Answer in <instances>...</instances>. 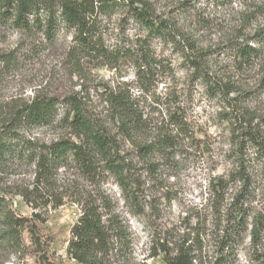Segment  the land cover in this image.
I'll list each match as a JSON object with an SVG mask.
<instances>
[{
    "label": "trees",
    "instance_id": "trees-1",
    "mask_svg": "<svg viewBox=\"0 0 264 264\" xmlns=\"http://www.w3.org/2000/svg\"><path fill=\"white\" fill-rule=\"evenodd\" d=\"M212 1L225 5L233 0ZM117 11L125 13L146 37L135 43L108 44L104 27ZM0 26L52 45L70 38L68 56L81 71L84 63L110 71L118 70L125 61L134 67L133 83L101 86L99 96L105 111L99 112L88 104L82 86L79 92L62 98L36 96L18 107L9 121L0 124V166L20 164L34 168L33 182L16 194L34 209L39 207L41 197L44 207L63 206L69 194H58L57 190L69 189V198L80 209L67 250L72 260L79 264H135L131 229L118 211L117 200L105 188L106 182L115 183L129 212L142 216L151 228L150 216L159 211L154 192L167 187L162 197L169 203L177 199L167 186L174 177L171 169L178 159L189 157L188 147L195 141L186 111L176 98L171 106L152 89L154 82H160L164 62L151 51L149 41L169 35L167 26L145 0H0ZM258 37L264 43V37ZM207 53L188 58L193 75L210 94L229 99L237 91L212 78ZM234 56L250 63L260 56V49L240 42L234 47ZM134 83L138 85L137 94ZM232 101L237 103L239 98L228 100L230 110L225 114L230 124L238 125L231 131L234 166L226 177H211L209 181L212 206L208 209L215 216L213 251L208 249L212 244L207 241L208 221L198 217L193 224L189 215L166 236L151 231L150 258L163 256L166 264H238L251 213L249 204L264 188V134L254 126L247 110L237 115ZM22 126L56 127L63 134L42 143L21 133ZM249 148L255 150L251 160L246 155ZM69 169L75 170L73 179L64 177L67 171L63 170ZM59 180L63 182L61 187ZM231 186L238 187V191L224 209L225 193ZM45 222L40 214L33 213L32 219L22 216L12 198L0 190V264L15 260L25 264L30 255L26 232L36 250V262L50 264L48 246L39 227ZM260 235L256 228L254 247L261 243ZM255 255V264H264V253Z\"/></svg>",
    "mask_w": 264,
    "mask_h": 264
},
{
    "label": "rangeland",
    "instance_id": "rangeland-1",
    "mask_svg": "<svg viewBox=\"0 0 264 264\" xmlns=\"http://www.w3.org/2000/svg\"><path fill=\"white\" fill-rule=\"evenodd\" d=\"M149 3L159 21L169 30L165 38H153L151 51L164 62L160 71V82L152 85L163 102L174 106L176 102L186 111L191 132L195 136L192 147H188L189 157L178 159L171 169L167 186L177 194V199L169 203L162 195L167 190L154 192L159 211L150 216L151 228L142 216H133L123 201L120 190L112 180L105 188L118 202V211L127 221L132 232V249L135 264H166L163 256L150 258V233L152 230L165 236L174 228L180 227L183 218L198 217L208 221L207 241L212 243L213 220L210 201V178L226 177L233 169L234 147L231 145V131L238 125L226 120L230 110L228 100L232 101L237 115L247 110L254 126L264 134V0H233L225 5L212 0H145ZM105 38L113 46L135 43L145 38L140 27L127 19L122 11L110 17L104 27ZM173 37L176 40H173ZM173 40V41H172ZM70 38H62L56 44L42 42L39 37L0 26V124L11 119L18 107L31 102L36 96L62 98L83 87V97L97 111H105L106 105L100 98L101 86L114 87L118 83H133L135 69L129 62H122L118 70L94 68L84 63L81 71L68 56ZM248 43L260 49V56L250 63H244L234 56V47L238 43ZM191 44V45H190ZM194 49V52L193 50ZM208 52V71L220 84H230L237 93L229 96L210 94L207 87L193 75L188 60L195 53ZM81 72V73H80ZM138 85L133 89L137 94ZM168 95V96H167ZM169 97V98H167ZM247 97V98H246ZM226 98V99H225ZM244 99H248L243 102ZM167 105V104H166ZM232 105V104H231ZM21 133L27 138L50 142L63 134L56 127L29 128L22 126ZM255 150L249 148L250 157ZM64 177L73 179L74 169L63 170ZM169 173V172H167ZM34 168L27 165L9 164L0 166V190L6 192L17 211L32 219L33 213L40 214L45 223L39 224L40 234L48 246L50 264H79L67 253L71 230L80 217V209L70 196L69 189H59L64 197V205L53 208L44 207L45 200L40 199L39 207L27 205L19 190H26L33 182ZM165 176V175H164ZM63 179V175H62ZM59 180V187L62 186ZM68 186V184H67ZM238 187L231 186L225 193L224 209L231 204ZM43 201V202H42ZM37 205V206H38ZM245 241L239 249L238 264H255V252L264 253V188H260L257 197L249 204ZM205 210V212H204ZM195 217V218H194ZM259 228L261 243L252 245L253 231ZM24 238L30 247V255L25 264H38L36 250L31 247V239L26 232ZM210 253L213 243L208 244ZM11 264H21L16 261Z\"/></svg>",
    "mask_w": 264,
    "mask_h": 264
}]
</instances>
